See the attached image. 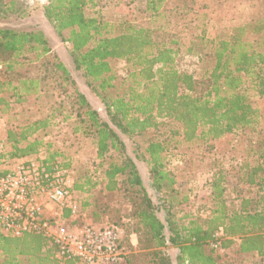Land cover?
I'll return each instance as SVG.
<instances>
[{
	"label": "trees",
	"instance_id": "trees-1",
	"mask_svg": "<svg viewBox=\"0 0 264 264\" xmlns=\"http://www.w3.org/2000/svg\"><path fill=\"white\" fill-rule=\"evenodd\" d=\"M212 1L146 0L150 16L162 19L155 30L130 27L123 33L105 35L101 23L84 14V6L92 0H48L43 16L55 34L70 44L73 66L82 71L106 106L109 122L100 118L84 94L71 87L74 81L69 71L50 54L42 31L0 26V105L4 110L10 109V103H28L31 94H44L46 74L31 76L25 67L33 63L46 69L50 66L64 92L65 86L72 88L65 97L67 104L53 102L45 112L38 103V116L21 117L6 130L7 156L12 162L34 159L48 166L68 167L56 159L57 154L46 150L49 144L42 137L57 115L66 119L72 114L76 130L90 136L95 146L103 168L104 192L120 193L124 185L131 205L129 226L123 218L105 224H115L124 233L131 229L149 249L167 243L176 246L175 264H264V115L250 99V92L264 95V19L239 25L225 38H207L201 33L188 41L185 50L177 35L169 32L172 25H186L189 14L209 7ZM188 56L206 61L199 77L181 69V59ZM113 60L130 64L136 86L116 81L111 72ZM10 95L14 100H7ZM161 119L178 125L169 136L174 146L197 139H231L229 149L239 150L241 165L233 170L235 180L231 184L225 169L218 168L209 181V194L203 202L206 207L177 213L179 206L190 203V197L186 193L180 196L175 175L166 166L170 140L156 139L146 147L151 188L159 195V204L152 201L135 162L126 155L120 135L156 130ZM89 181L85 176L74 187L82 195L85 215L99 224L105 206H96L92 197L84 201L82 188ZM231 185L236 192L233 197L229 196ZM159 209L164 212L163 220L157 214ZM169 262L155 249L141 255L125 252L119 264ZM0 264L81 263L59 259L56 246L42 234L13 237L0 229Z\"/></svg>",
	"mask_w": 264,
	"mask_h": 264
},
{
	"label": "rangeland",
	"instance_id": "rangeland-1",
	"mask_svg": "<svg viewBox=\"0 0 264 264\" xmlns=\"http://www.w3.org/2000/svg\"><path fill=\"white\" fill-rule=\"evenodd\" d=\"M47 3L48 0H0V26L18 30L42 31L51 49L50 54L56 55L69 71L74 81L71 87L84 94L90 106L97 110L100 118L109 122L106 106L96 91L92 90V85L83 76L82 71L76 70L73 66L69 53L70 44L62 41L55 34L52 26L43 16V7ZM165 4L166 7L169 6L167 1ZM83 11L86 16L96 18L101 23L103 26L102 33L105 35L123 33L128 31L130 27H147L155 30L157 23L162 20L150 16L151 13L146 11V0H92L84 6ZM260 18L264 19V0H213L209 7L200 8L195 13L189 14L187 17L189 21L186 25H172L174 31L168 29L165 31H169L171 34L175 33L181 43V50H185V46L189 44L188 41L196 35L204 33L207 38H225L233 28ZM252 37L251 35L249 38L252 39ZM205 62L199 61L196 56H188L181 59L180 66L181 69L190 71L194 76L199 77L201 67ZM25 67L29 69L31 76L46 74L44 81L46 90L42 96L38 97V92L28 96L31 98L26 104L10 103L8 110H4L3 105H0V137H3L5 141L6 130L22 120L21 117L27 120L39 115L38 103L47 112L49 105L53 102L62 101V104H67L66 94L72 92V88L69 86H65L67 89L65 92L62 90L63 88L60 89L58 76L51 72L50 66L46 69L45 65L37 62ZM47 70L50 73H46ZM132 70L130 64L124 60L111 62V72L119 83L125 82L129 85L132 82L133 86H136L137 82H133L134 79L131 76ZM93 86L97 88V83L93 82ZM250 99L253 105L264 115V95L260 96L250 92ZM7 100L12 101L14 98L10 95ZM22 106L24 107L22 108ZM158 125L156 130H147L130 137L120 135L125 145L126 155L135 162L148 195L155 204H159L160 201L159 195L151 188L149 167L146 162L148 159L146 147L150 141L156 139L170 140V131L178 128L177 123L167 119L159 120ZM42 138L49 144V147L46 148L47 151L57 154L56 159L59 162L68 163L67 168L73 174L74 183L84 182L85 176L89 178V185L82 188L84 201L90 200L92 197L96 206L97 203L99 206H105L103 212L106 214L97 219L99 224H105L109 221L111 223L115 218H123L122 221L127 225L131 222V219L128 218L131 205L125 198L124 185H121L122 191L120 193L107 194L104 192L103 168L99 165L100 160L96 157L95 146L90 136L76 130V121L72 114L70 118L66 119L63 118V114L57 115ZM229 141L231 139L228 141L197 139L185 142L180 146H174V141L169 142L166 166L175 175V188L179 191L180 196L186 193L190 197L188 205L182 204L177 208L178 214L187 212L188 208L195 210V207L208 205L203 204V202L207 201L209 181L218 168L225 169V175L230 183L235 180L236 172L233 170L239 169L241 157L236 153L239 150L229 149ZM113 159H117L116 156ZM232 189L233 186L231 185L229 196L233 197L236 192H233ZM243 194H247L244 189ZM86 211L89 213L87 208ZM157 214L162 220L164 219L163 210L159 209ZM125 231L123 245L127 255H141L158 249L169 258L170 264H175V256L178 253L176 246L167 243L163 247H151L149 249L140 242L135 232L131 229ZM165 234L168 235V232L166 231Z\"/></svg>",
	"mask_w": 264,
	"mask_h": 264
},
{
	"label": "built area",
	"instance_id": "built-area-1",
	"mask_svg": "<svg viewBox=\"0 0 264 264\" xmlns=\"http://www.w3.org/2000/svg\"><path fill=\"white\" fill-rule=\"evenodd\" d=\"M0 137V229L9 236L42 234L56 256L81 264H119L124 231L91 221L81 207L71 170L29 159L12 162Z\"/></svg>",
	"mask_w": 264,
	"mask_h": 264
}]
</instances>
